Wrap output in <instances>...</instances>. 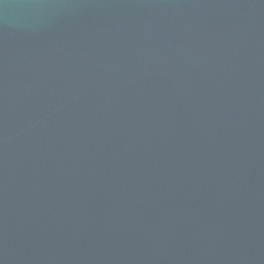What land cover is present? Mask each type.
<instances>
[{
  "label": "water",
  "instance_id": "95a60500",
  "mask_svg": "<svg viewBox=\"0 0 264 264\" xmlns=\"http://www.w3.org/2000/svg\"><path fill=\"white\" fill-rule=\"evenodd\" d=\"M0 264H264V0H0Z\"/></svg>",
  "mask_w": 264,
  "mask_h": 264
}]
</instances>
